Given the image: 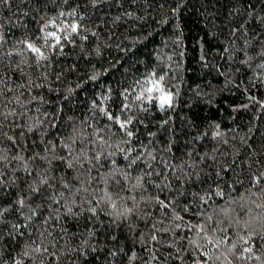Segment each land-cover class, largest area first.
<instances>
[{
	"label": "trees",
	"instance_id": "16d2710c",
	"mask_svg": "<svg viewBox=\"0 0 264 264\" xmlns=\"http://www.w3.org/2000/svg\"><path fill=\"white\" fill-rule=\"evenodd\" d=\"M0 264H264V0H0Z\"/></svg>",
	"mask_w": 264,
	"mask_h": 264
},
{
	"label": "snow or ice",
	"instance_id": "6c2138e0",
	"mask_svg": "<svg viewBox=\"0 0 264 264\" xmlns=\"http://www.w3.org/2000/svg\"><path fill=\"white\" fill-rule=\"evenodd\" d=\"M29 47H31V45H30ZM32 51L38 53V52H39V49L32 48ZM167 101H170V97H167V98L162 97V98H161V103H162V104L165 103V102H167Z\"/></svg>",
	"mask_w": 264,
	"mask_h": 264
}]
</instances>
